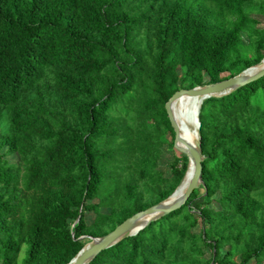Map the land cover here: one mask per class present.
Wrapping results in <instances>:
<instances>
[{"label": "trees", "instance_id": "obj_1", "mask_svg": "<svg viewBox=\"0 0 264 264\" xmlns=\"http://www.w3.org/2000/svg\"><path fill=\"white\" fill-rule=\"evenodd\" d=\"M255 17L264 0H0V264H68L166 200L188 159L159 170L165 104L258 65ZM199 122L203 185L88 264L264 261V76Z\"/></svg>", "mask_w": 264, "mask_h": 264}, {"label": "water", "instance_id": "obj_2", "mask_svg": "<svg viewBox=\"0 0 264 264\" xmlns=\"http://www.w3.org/2000/svg\"><path fill=\"white\" fill-rule=\"evenodd\" d=\"M264 58L256 66H252L236 76L221 80L216 83L194 87L192 89H180L175 92L165 104V111L170 122V125L174 131L173 149L179 154L185 155L188 159V167L191 165L192 171L189 177L188 183L184 191L176 196L174 199L169 201L171 197L180 188V185L174 190V192L164 201L153 205L143 211L137 212L131 217L124 220L121 224L116 226L110 233L98 237L91 238L90 242L86 244L76 256L68 264H88L93 260L100 252L112 247L120 240L127 236H134L140 230L145 228L150 222L155 221L167 214L181 208L188 200L192 192L199 188L202 183V162L204 156L202 154L200 146V135H199V111L201 104L204 100L210 97H222L230 92L240 88L250 82L258 80L264 76ZM183 95H188L194 98H200L199 102L191 106L187 113L186 119L193 123L196 130V140L189 142L185 140L181 135V130L176 117L173 114L172 104L174 101L179 99ZM144 219V222H141Z\"/></svg>", "mask_w": 264, "mask_h": 264}, {"label": "bare ground", "instance_id": "obj_3", "mask_svg": "<svg viewBox=\"0 0 264 264\" xmlns=\"http://www.w3.org/2000/svg\"><path fill=\"white\" fill-rule=\"evenodd\" d=\"M199 100H200V98H194V97H190L188 95H183L179 99L174 101L172 104L173 114L179 123L181 135L185 140H187L189 142H194L196 140V134H195L196 128H195L193 123H190L186 119V113H187L188 109L191 106L196 105L199 102ZM191 171H192V168L190 165L189 168L187 169V173L183 179V182H182L180 188L176 191V193L173 195V197H171L169 199V201L172 200V198L174 199L176 196H179L184 191V189L188 183L189 177L191 175ZM141 222H144V219Z\"/></svg>", "mask_w": 264, "mask_h": 264}, {"label": "rangeland", "instance_id": "obj_4", "mask_svg": "<svg viewBox=\"0 0 264 264\" xmlns=\"http://www.w3.org/2000/svg\"><path fill=\"white\" fill-rule=\"evenodd\" d=\"M255 18L259 22L258 28H264V18H262V17H255ZM243 41L245 43L247 42V40H246V38L244 36H243ZM223 76H226V74H223ZM207 80H208L207 77H204V82H207ZM168 139L170 140V138H168ZM174 153H175L174 149L171 150L167 146H163V148H162V156H161V158H160V160L158 162V167H159V170H161L164 173L165 177H170V174H171L170 173V163L173 160ZM8 160L10 162H16V159H15L14 156L8 157ZM93 217H94V215L92 213L86 212L85 219H86L87 223H90L92 221ZM89 241H90V239H89ZM23 255H24V249H23V251L21 253L20 259L23 257ZM250 264H255L254 260H252L250 262ZM261 264H264V261Z\"/></svg>", "mask_w": 264, "mask_h": 264}]
</instances>
